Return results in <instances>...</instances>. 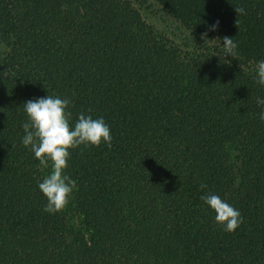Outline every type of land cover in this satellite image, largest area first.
Here are the masks:
<instances>
[{"label": "trees", "instance_id": "obj_1", "mask_svg": "<svg viewBox=\"0 0 264 264\" xmlns=\"http://www.w3.org/2000/svg\"><path fill=\"white\" fill-rule=\"evenodd\" d=\"M260 61L264 0H0V264H264ZM47 95L112 136L70 150L77 187L55 214L38 187L51 167L22 144L23 104ZM209 193L239 210L234 232Z\"/></svg>", "mask_w": 264, "mask_h": 264}, {"label": "clouds", "instance_id": "obj_2", "mask_svg": "<svg viewBox=\"0 0 264 264\" xmlns=\"http://www.w3.org/2000/svg\"><path fill=\"white\" fill-rule=\"evenodd\" d=\"M237 14H244L242 7L235 8ZM217 21L210 30L218 27ZM206 35V34H205ZM225 56L235 58L237 45L230 37L223 38L222 44ZM256 83L264 87V61L256 66ZM71 101L47 95L46 97L33 98L24 103V111L28 122L23 124L24 137L22 144L34 153L35 158L42 167H51L38 187L46 198L44 211L55 214L63 211L76 189V181L65 174V169L70 157V150L83 146L98 147L106 144L112 147L110 127L103 118L93 119L90 115L80 113L75 124H70L72 113L67 111ZM258 105H264V99L257 98ZM90 111V110H89ZM259 118L264 121V108ZM202 188L207 185L202 184ZM208 207L215 212V221L225 232L232 233L242 223V217L236 208L225 202L215 194H205L200 197Z\"/></svg>", "mask_w": 264, "mask_h": 264}, {"label": "rangeland", "instance_id": "obj_3", "mask_svg": "<svg viewBox=\"0 0 264 264\" xmlns=\"http://www.w3.org/2000/svg\"><path fill=\"white\" fill-rule=\"evenodd\" d=\"M142 13L147 20L154 23L156 27L161 29L163 33H165L175 42L179 43L181 40H183L184 32L182 31V29L177 25L176 22H174L171 17H169L163 10H161L159 6H144V8L142 9Z\"/></svg>", "mask_w": 264, "mask_h": 264}]
</instances>
